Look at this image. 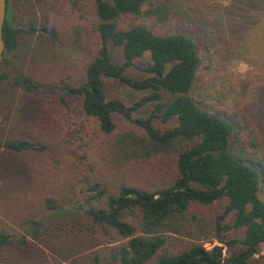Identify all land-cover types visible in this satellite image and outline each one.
Segmentation results:
<instances>
[{"label": "trees", "instance_id": "trees-1", "mask_svg": "<svg viewBox=\"0 0 264 264\" xmlns=\"http://www.w3.org/2000/svg\"><path fill=\"white\" fill-rule=\"evenodd\" d=\"M66 1L79 20L90 21L86 31L75 30L87 62L78 84L59 89L106 137L104 159L114 163L118 180L110 188L89 182L84 199L70 208L48 198L47 219L30 220L27 228L25 220L21 235L0 232V251L26 248V237L37 243L58 237L49 229L58 217L81 215L87 229L100 237L115 234L121 243L107 241L106 249L78 264H264V106L257 104L256 118L248 110H218L196 96L202 59L212 62L230 52L235 20L229 26L226 18L215 17L205 0ZM237 1L246 5L235 0L226 15L234 13ZM6 2L4 53L13 54L24 36L49 29L38 31L33 21L14 28ZM20 10L13 20H24ZM257 12L264 13V7ZM127 17L141 22L124 27ZM112 48L122 64L113 60ZM146 58L138 68L141 78L127 74ZM104 79L120 81L141 98L131 105L110 98ZM12 85L28 95L41 87L55 94L51 84L12 76L0 64V93ZM68 98L59 100L67 107ZM116 117L133 127L119 132ZM40 144L17 140L3 147L15 154L47 149ZM218 203L225 204L224 211L206 221L207 210ZM232 230L241 238L228 245L242 248L229 258L223 247L208 250L201 243L212 231L219 239Z\"/></svg>", "mask_w": 264, "mask_h": 264}, {"label": "rangeland", "instance_id": "rangeland-1", "mask_svg": "<svg viewBox=\"0 0 264 264\" xmlns=\"http://www.w3.org/2000/svg\"><path fill=\"white\" fill-rule=\"evenodd\" d=\"M205 1L214 8V16L226 18L229 26L235 20V35L229 53L216 55L212 62L206 57L202 59L196 96L221 111L248 110L255 114L257 104L264 106V13L257 12L264 7V0H245L246 5L237 1L232 15H226L225 10L235 0ZM19 8L24 20L21 17L13 20ZM9 18L14 28L33 21L38 31L46 27L49 32L24 36L17 52L3 54L2 71L12 76H31L35 82L51 84L49 88L55 89L53 94L48 92V87H41L40 92L28 95L23 87L12 85L3 91L1 88L0 232L21 235L25 220L27 228L30 220L47 219L48 198L70 208L84 199L89 182L110 188L118 180V172L109 158L104 159L106 137L99 133L93 120L80 113L77 102L70 101L59 89L63 84L76 85L82 78L87 57L81 49L84 41L76 37L75 30L86 31L90 21L79 20L78 13H74L66 0H10ZM139 22L127 17L121 25ZM111 51L113 60L122 64L118 50ZM147 60L136 62V67L128 68L127 74L141 78L138 68ZM104 82L110 98L117 97L128 105L141 98L118 80L104 79ZM60 98H68L69 106H64ZM115 121L119 132L133 127L121 117ZM17 140L40 142L47 149L15 154L3 147L6 142ZM224 205L218 203L209 208L206 221L212 222L224 211ZM55 222L49 229L55 228L52 232L58 237L52 236L41 243L26 237L29 243L26 248L6 247L0 251V263L78 264L83 256L106 249L107 241L113 242L112 245L121 243L115 234L100 237V233L87 229L88 221L81 215L58 217ZM63 223L68 225L61 231ZM240 238L241 233L234 230L221 234L219 239L212 231L201 243L208 250L223 247L224 257L229 258L242 247L228 242Z\"/></svg>", "mask_w": 264, "mask_h": 264}, {"label": "water", "instance_id": "water-1", "mask_svg": "<svg viewBox=\"0 0 264 264\" xmlns=\"http://www.w3.org/2000/svg\"><path fill=\"white\" fill-rule=\"evenodd\" d=\"M6 9H7L6 0H0V62L2 60L4 50H5V44L3 40L2 31H3L5 17H6Z\"/></svg>", "mask_w": 264, "mask_h": 264}]
</instances>
